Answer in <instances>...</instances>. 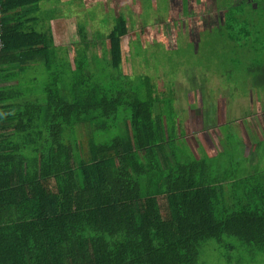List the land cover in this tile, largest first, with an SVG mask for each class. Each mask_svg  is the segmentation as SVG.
Wrapping results in <instances>:
<instances>
[{"label":"trees","instance_id":"1","mask_svg":"<svg viewBox=\"0 0 264 264\" xmlns=\"http://www.w3.org/2000/svg\"><path fill=\"white\" fill-rule=\"evenodd\" d=\"M61 3L0 0V264H196L224 237L264 251V176L181 152L172 98L121 73L122 12L103 19L110 64L87 55L83 24L70 61L48 28ZM218 3L214 29L264 81V0ZM35 65L48 74L39 93Z\"/></svg>","mask_w":264,"mask_h":264},{"label":"rangeland","instance_id":"2","mask_svg":"<svg viewBox=\"0 0 264 264\" xmlns=\"http://www.w3.org/2000/svg\"><path fill=\"white\" fill-rule=\"evenodd\" d=\"M61 1V11L54 7L65 17L51 21L48 28L54 44L67 50L70 61L73 44L78 42L75 28L83 24L87 55L104 58L110 64L106 36L113 21L103 19L122 12L129 20L127 34L120 38L121 73L133 80L148 75L159 97L172 98L176 132H186L185 143L177 138L181 152L187 150L191 155V151L197 157L207 155L213 168L235 170V176L241 174L243 167L249 169L247 173L258 171L264 176V135L262 132L263 139L255 137L252 129H264V81L249 73L248 61L252 59L236 62V48L214 29L221 16L218 0H187L185 12L181 0ZM34 67L27 76L36 78L34 89L39 93L42 84L48 82V74L43 73L41 65ZM7 73L2 71L0 77ZM61 92L68 94L67 90ZM92 130L88 123L76 130L82 156ZM110 131H121L125 136L120 125ZM196 264H264V251L224 237L219 244L205 243Z\"/></svg>","mask_w":264,"mask_h":264},{"label":"crops","instance_id":"3","mask_svg":"<svg viewBox=\"0 0 264 264\" xmlns=\"http://www.w3.org/2000/svg\"><path fill=\"white\" fill-rule=\"evenodd\" d=\"M60 19H63V18H60ZM58 20H59V19H58ZM248 126L253 127L252 123H248ZM252 129H253L254 132H255V137L260 136L261 139H263V137H262V132H263V135H264V129H263V131H262V130H256L254 127H253ZM255 148H256V145L250 147L249 150H248V152H249V153H252L253 150H254ZM220 150H221V148H219V150H217L216 152H214V154L217 153V152H219ZM212 155H213V154H212ZM210 156H211V155H210Z\"/></svg>","mask_w":264,"mask_h":264}]
</instances>
